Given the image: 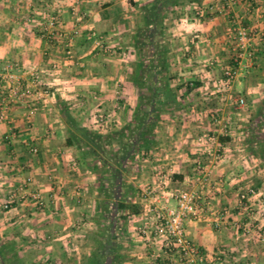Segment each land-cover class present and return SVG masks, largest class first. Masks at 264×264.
Listing matches in <instances>:
<instances>
[{"label":"crops","instance_id":"obj_1","mask_svg":"<svg viewBox=\"0 0 264 264\" xmlns=\"http://www.w3.org/2000/svg\"><path fill=\"white\" fill-rule=\"evenodd\" d=\"M153 1L0 0V110L10 88L32 92L10 105L9 123L0 121V240L10 261L88 264L93 258L105 227L102 198L96 175L67 144L62 104L99 134L131 123L139 99L136 66L155 57L141 54L134 36L143 25L140 7ZM228 3L224 13L210 11ZM197 8L206 13L196 16ZM47 11L58 14L65 35L77 32L72 58L60 43L41 38ZM164 27L165 76L181 103L160 113L158 146L125 175L139 192L141 212L121 234V264H188L177 251L165 253L158 223L181 191L198 197L186 222L187 240L200 256L194 264H264V42L255 40L256 60L242 62L232 90L220 87L225 71L238 66L232 31L264 35V0L185 3L171 8ZM41 85L51 91L44 100L36 99ZM212 134L223 146L219 158L196 142ZM29 177L41 204L19 198L5 210L8 196ZM250 189L249 209L242 211L239 195Z\"/></svg>","mask_w":264,"mask_h":264},{"label":"trees","instance_id":"obj_2","mask_svg":"<svg viewBox=\"0 0 264 264\" xmlns=\"http://www.w3.org/2000/svg\"><path fill=\"white\" fill-rule=\"evenodd\" d=\"M199 0H154L140 7L143 25L134 36L135 48L142 54L148 50L152 58H142L136 66L133 84L139 91L131 123L108 134L93 132L78 123L62 104V115L69 127L67 144L76 148L85 168L96 175L100 215L109 225L97 235L96 250L88 264H121L124 256L116 235L126 233V224L131 216L141 212L137 203L138 190L128 184L125 175L130 166L147 158L157 146V128L160 113L165 108H178L180 101L169 84L166 74L165 48L162 46L167 13L171 8ZM198 86V85H197ZM189 92L190 86H186ZM223 140V139H221ZM113 144L116 147H113ZM264 158V148L261 151ZM138 168V166H137ZM0 264H20L7 259V247L0 240Z\"/></svg>","mask_w":264,"mask_h":264},{"label":"built area","instance_id":"obj_3","mask_svg":"<svg viewBox=\"0 0 264 264\" xmlns=\"http://www.w3.org/2000/svg\"><path fill=\"white\" fill-rule=\"evenodd\" d=\"M229 7L227 5H223L220 8L215 9L213 12L218 11L219 13H224ZM206 13L205 9L197 8L196 16L201 17ZM45 22L41 28V38L46 40L49 43H60L63 45L66 55L68 58H72L73 55V44H74V36L75 33L71 35H65L62 31L59 23V16L57 13H53L51 11H47L45 13ZM78 21H80L78 19ZM233 38L236 42L238 52L236 54L235 62L238 66L229 67L225 73L224 77L221 81V89L223 91L230 92L232 90V86L243 61L246 62L247 66L249 64H253L256 60V49H254V42L258 39L261 42H264V35L259 34L257 31H251L246 29L245 27H238L232 31ZM103 48V47H102ZM105 52H110L108 49H104ZM53 69L56 68V65H52ZM244 66V67H245ZM13 66H7L5 68V75L8 80H13V76L9 73ZM37 82V81H36ZM39 84V83H38ZM50 88L41 85L40 90L36 93V99H46L50 95ZM32 95L31 90L23 89V88H10L8 97L3 99V103L0 110V121L9 123L10 119L8 116V110L10 105L15 103L16 101H24V99L28 98ZM238 103L242 106L244 105V100H237ZM16 138V133H11L9 139ZM198 145H204L206 148V152L208 155L214 154L218 158L221 156V152L223 149L222 143L220 142L217 135L212 134L208 136H201L196 140ZM33 152L36 153L37 150L33 149ZM197 169L202 171L203 165L201 162L197 163ZM163 184L165 185L168 181L167 178L162 177ZM51 181L52 177L49 178ZM32 178H26L24 185L18 187V189L11 193L8 196V201L4 204L3 208L5 210H10L13 207V204L17 199L20 200H29L34 202L36 205L41 204V196L38 191L30 190L29 186L32 184ZM54 192V189H53ZM76 193H79L76 190ZM254 195V190L250 189L248 191L242 192L239 195V205L242 211H248L249 209V201L250 198ZM197 195L190 191H181L177 196V206L173 209H169L164 213H159L158 215V223L160 233L165 237L164 248L165 253H170L172 251H177L181 260L188 262V264H194L197 259H200L199 251L197 248L191 246L186 237V222L189 220L191 215L194 212ZM80 200L79 198H77Z\"/></svg>","mask_w":264,"mask_h":264},{"label":"rangeland","instance_id":"obj_4","mask_svg":"<svg viewBox=\"0 0 264 264\" xmlns=\"http://www.w3.org/2000/svg\"><path fill=\"white\" fill-rule=\"evenodd\" d=\"M103 222H104V225H105V226H108V225H109V223H108V222H105L104 220H103ZM103 229H104V228H103ZM116 235H119V236H121V234H120V231H119V230H117V231H116ZM120 238H121V237H120ZM120 238H118V243H120V240H121Z\"/></svg>","mask_w":264,"mask_h":264}]
</instances>
